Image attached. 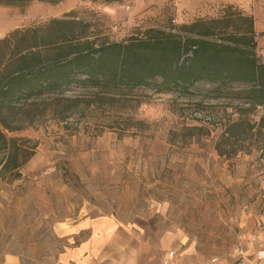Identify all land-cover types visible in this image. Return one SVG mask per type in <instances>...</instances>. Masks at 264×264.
<instances>
[{
    "label": "rangeland",
    "instance_id": "1",
    "mask_svg": "<svg viewBox=\"0 0 264 264\" xmlns=\"http://www.w3.org/2000/svg\"><path fill=\"white\" fill-rule=\"evenodd\" d=\"M227 7L253 17L264 61V0H28L0 5V38L74 15L120 42ZM243 87L73 85L44 97L26 111L33 121L4 131L24 163L18 177L0 176V264H232L264 251L262 111L243 105ZM239 117L256 126L220 156L218 139Z\"/></svg>",
    "mask_w": 264,
    "mask_h": 264
},
{
    "label": "trees",
    "instance_id": "2",
    "mask_svg": "<svg viewBox=\"0 0 264 264\" xmlns=\"http://www.w3.org/2000/svg\"><path fill=\"white\" fill-rule=\"evenodd\" d=\"M27 3L0 0L3 6ZM231 11L227 7L218 19L197 20L172 32L148 29L120 42L92 35L90 24L74 15L0 38V152L6 160L0 176L15 171L18 177L24 163L4 131L22 130L33 121L26 111L73 85L102 93L149 87L188 93L199 84L216 92L239 84L243 105L262 111L256 131L264 130V61L256 56L254 19ZM255 126L242 117L228 122L217 153L225 155L223 147L242 141Z\"/></svg>",
    "mask_w": 264,
    "mask_h": 264
},
{
    "label": "built area",
    "instance_id": "3",
    "mask_svg": "<svg viewBox=\"0 0 264 264\" xmlns=\"http://www.w3.org/2000/svg\"><path fill=\"white\" fill-rule=\"evenodd\" d=\"M233 264H264V251H258L252 259L242 257Z\"/></svg>",
    "mask_w": 264,
    "mask_h": 264
},
{
    "label": "crops",
    "instance_id": "4",
    "mask_svg": "<svg viewBox=\"0 0 264 264\" xmlns=\"http://www.w3.org/2000/svg\"><path fill=\"white\" fill-rule=\"evenodd\" d=\"M5 264H14V262L13 261H11V262L9 261V262H5Z\"/></svg>",
    "mask_w": 264,
    "mask_h": 264
}]
</instances>
